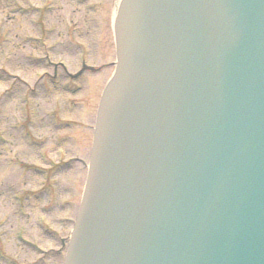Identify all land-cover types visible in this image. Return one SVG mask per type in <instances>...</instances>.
Returning a JSON list of instances; mask_svg holds the SVG:
<instances>
[{"label":"water","instance_id":"95a60500","mask_svg":"<svg viewBox=\"0 0 264 264\" xmlns=\"http://www.w3.org/2000/svg\"><path fill=\"white\" fill-rule=\"evenodd\" d=\"M117 13L65 264H264V0Z\"/></svg>","mask_w":264,"mask_h":264},{"label":"rangeland","instance_id":"374dc122","mask_svg":"<svg viewBox=\"0 0 264 264\" xmlns=\"http://www.w3.org/2000/svg\"><path fill=\"white\" fill-rule=\"evenodd\" d=\"M117 2L0 0V264H61L117 67Z\"/></svg>","mask_w":264,"mask_h":264},{"label":"bare ground","instance_id":"6f19581e","mask_svg":"<svg viewBox=\"0 0 264 264\" xmlns=\"http://www.w3.org/2000/svg\"><path fill=\"white\" fill-rule=\"evenodd\" d=\"M120 1H121V0H118V2H117L116 8H115V14H116L117 11H118V6H119V4H120ZM113 21H114V20H113Z\"/></svg>","mask_w":264,"mask_h":264}]
</instances>
